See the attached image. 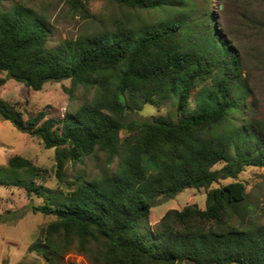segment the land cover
Segmentation results:
<instances>
[{
    "label": "trees",
    "instance_id": "trees-1",
    "mask_svg": "<svg viewBox=\"0 0 264 264\" xmlns=\"http://www.w3.org/2000/svg\"><path fill=\"white\" fill-rule=\"evenodd\" d=\"M113 1L158 14L50 47L43 15L0 0V85L13 79L39 90L69 80L63 90L70 96L77 86L93 91L60 117L40 110L23 119L0 99L1 119L54 148V189L25 157L11 156L0 170V184L41 199L32 212L53 216L29 252L44 264H69L72 250L99 264H264V224L253 220L246 185L235 179L245 166L264 167V121L233 119L244 113L249 92L239 53L196 0ZM67 2L87 12L83 0ZM166 101L175 119L128 118ZM96 151L105 156L101 172L67 184L65 164ZM227 177L233 180L209 188ZM190 187L206 190L203 208H170L148 226L157 197Z\"/></svg>",
    "mask_w": 264,
    "mask_h": 264
},
{
    "label": "rangeland",
    "instance_id": "rangeland-1",
    "mask_svg": "<svg viewBox=\"0 0 264 264\" xmlns=\"http://www.w3.org/2000/svg\"><path fill=\"white\" fill-rule=\"evenodd\" d=\"M201 8L210 10L216 27L231 46L239 53L243 72L247 76L248 95L243 114H235V123L258 118L264 121V0H196ZM87 12H81L67 0H2V5H25L43 15L49 26L48 46H55L67 39L88 35L110 28L114 23L127 20L143 21L157 17L155 10H135L117 5L113 0H83ZM4 76V74H2ZM71 86L69 80L47 82L41 89L34 90L23 83L7 79L0 85V99L17 108L23 119L44 110L46 117H60L66 111H74L81 103L92 97L93 91L77 86L72 95L63 88ZM192 94H194V91ZM194 106L191 100L190 107ZM177 117L175 106L166 101L162 104H145L142 110L128 113V118L141 119L148 116ZM29 159L43 172L42 182L54 189L59 182L54 173V148H45L41 140L19 130L14 123L0 118V170L7 167L11 156ZM105 156L96 151L80 162L65 164V180L71 183L80 174L86 178L98 175L105 165ZM116 159L110 165L113 169ZM218 163L213 168H220ZM236 180L246 185L247 204L250 215L257 223L264 224V167L245 166ZM37 182L40 180L36 178ZM227 177L214 182L209 188L232 181ZM205 189L185 188L173 198L159 196L150 208L148 226L154 228L164 212L170 208L180 209L186 204L205 206ZM36 195L29 196L23 187L0 184V264H44L35 253L29 252L30 243L53 216L32 212L31 204H40ZM69 264H99L89 253L72 250L66 256ZM182 264H192L183 262Z\"/></svg>",
    "mask_w": 264,
    "mask_h": 264
}]
</instances>
